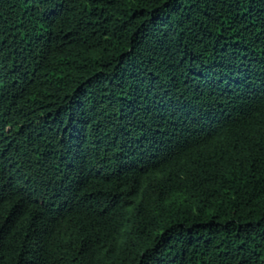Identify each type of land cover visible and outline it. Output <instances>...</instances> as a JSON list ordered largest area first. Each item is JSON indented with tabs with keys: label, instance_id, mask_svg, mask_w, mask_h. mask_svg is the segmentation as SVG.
I'll return each mask as SVG.
<instances>
[{
	"label": "trees",
	"instance_id": "1",
	"mask_svg": "<svg viewBox=\"0 0 264 264\" xmlns=\"http://www.w3.org/2000/svg\"><path fill=\"white\" fill-rule=\"evenodd\" d=\"M0 264H264V0H0Z\"/></svg>",
	"mask_w": 264,
	"mask_h": 264
}]
</instances>
